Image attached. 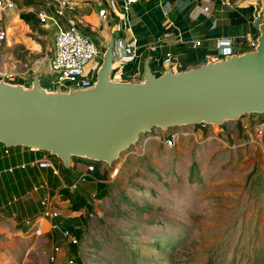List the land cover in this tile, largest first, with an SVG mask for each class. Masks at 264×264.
I'll return each mask as SVG.
<instances>
[{"label":"rangeland","instance_id":"obj_1","mask_svg":"<svg viewBox=\"0 0 264 264\" xmlns=\"http://www.w3.org/2000/svg\"><path fill=\"white\" fill-rule=\"evenodd\" d=\"M51 24L9 31L0 45V76L14 73L13 82L27 86L41 75V86L52 90ZM173 133L175 145L164 146ZM243 140L233 122L155 128L119 154L113 178L104 174L110 167L92 163V179L106 181V198L87 193L92 211L81 212L79 244L64 243L54 264H67L68 256L76 264H264V139L262 148L239 146ZM47 232L7 240L0 264H49Z\"/></svg>","mask_w":264,"mask_h":264},{"label":"water","instance_id":"obj_2","mask_svg":"<svg viewBox=\"0 0 264 264\" xmlns=\"http://www.w3.org/2000/svg\"><path fill=\"white\" fill-rule=\"evenodd\" d=\"M254 49L200 67L156 77L150 61L140 82L112 80L115 38L103 49L95 82L87 88L47 90L41 75L29 86L0 79V144L49 153L70 170L72 159L112 167L139 135L158 128L220 127L244 116H264V0Z\"/></svg>","mask_w":264,"mask_h":264},{"label":"crops","instance_id":"obj_3","mask_svg":"<svg viewBox=\"0 0 264 264\" xmlns=\"http://www.w3.org/2000/svg\"><path fill=\"white\" fill-rule=\"evenodd\" d=\"M68 1L71 9H66L59 16L56 11L63 0H19L18 4L13 0L14 9L5 20L7 38L10 30L37 24L40 11L45 12L47 21L53 22V41L59 31L75 23L91 38L107 42L111 24L115 40L133 42L136 51V57L130 60L115 54L112 80L118 82H140L147 60L156 77L169 68L178 73L217 61L220 58L217 57L216 45L221 39H230L234 53L238 55L250 52L254 49L261 23L259 2L137 0L127 6L125 0ZM204 8L208 11L204 12ZM14 21L19 24H13L16 28H11L10 23ZM196 42H201V46L193 47ZM103 52L100 49L99 59ZM166 54L173 57L170 66L163 64ZM42 159H50L61 176H54L50 168H39L38 162ZM89 163L73 158L70 170H65L61 162L47 152L23 147L8 149L0 144V216H3L0 219V260L8 247L7 240L32 237L21 221L39 214L40 200L45 194L53 199V208L60 213L56 222L62 228L73 229L75 235L81 233L84 225L81 212L92 211L86 201L87 193L102 201L108 192L103 185L106 181H94L91 177L78 187L76 193L68 189L70 183L86 174ZM95 172L96 169L92 175ZM104 174L110 178V171ZM13 213L16 219L11 218Z\"/></svg>","mask_w":264,"mask_h":264},{"label":"built area","instance_id":"obj_4","mask_svg":"<svg viewBox=\"0 0 264 264\" xmlns=\"http://www.w3.org/2000/svg\"><path fill=\"white\" fill-rule=\"evenodd\" d=\"M136 1L137 0H125L127 6L134 4ZM13 9V0H0V43L7 38L5 20ZM66 9H71V3L68 0H63L60 8L56 11V14L62 16ZM203 11L207 12L208 8H204ZM37 17L40 23H45L48 19L43 11L38 12ZM199 46H201V42L193 44V47L195 48ZM254 46L255 44H253V47ZM99 51L100 48L98 43L84 33L77 24L70 23L66 29L59 31L54 37L53 49L51 50V55L46 61L47 76L51 77L50 83L52 90L57 88L60 90H70L73 88L83 89L90 87L95 82L96 72L101 64ZM216 51L217 57L220 59L236 54L234 53V46L230 39L219 40L216 45ZM116 53H119L124 59H134L136 57L134 43L121 39L115 40L113 55L115 56ZM172 58L171 54H166L163 59V64L170 66ZM15 77L16 74L5 72L1 74L0 79H3L8 83H15L13 82ZM236 124L239 125L244 136V140L239 146L262 148V141L264 139V119L244 116ZM177 137V133L165 136L162 139L163 145L167 147L174 146ZM38 166L41 169L50 168L54 176H61L60 171L50 159H42L38 162ZM110 169V178H113L118 170L117 168H114V166L110 167ZM94 171V165L89 163L86 174L79 176L76 180L70 183L68 189L71 192H75L81 184L87 182L88 177L92 178L91 175ZM53 204V199L45 194L40 200L39 214L33 218H23L21 221L22 224L34 234L42 233L45 226L48 227L47 233H53L48 253L49 264L57 262L63 250L64 243L70 247H77L79 244V239L73 231L67 228H62L60 224L56 222L60 217V213L53 208ZM16 217L15 213L11 215L12 219H16ZM1 218H3V216H0V219ZM66 263L76 264L75 257H66Z\"/></svg>","mask_w":264,"mask_h":264},{"label":"trees","instance_id":"obj_5","mask_svg":"<svg viewBox=\"0 0 264 264\" xmlns=\"http://www.w3.org/2000/svg\"><path fill=\"white\" fill-rule=\"evenodd\" d=\"M91 163V162H90ZM68 229H70V228H68ZM71 231H73V229H70ZM74 232V231H73Z\"/></svg>","mask_w":264,"mask_h":264}]
</instances>
